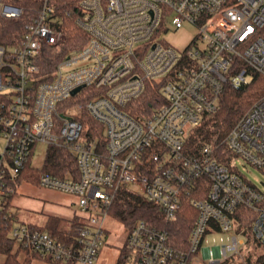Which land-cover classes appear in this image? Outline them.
I'll use <instances>...</instances> for the list:
<instances>
[{
    "label": "built area",
    "instance_id": "1",
    "mask_svg": "<svg viewBox=\"0 0 264 264\" xmlns=\"http://www.w3.org/2000/svg\"><path fill=\"white\" fill-rule=\"evenodd\" d=\"M23 16L22 8L0 0V19ZM69 24L85 33L83 48L67 50ZM187 24L198 35L184 51L162 39ZM258 76L264 77V0H44L23 35L0 44V135L6 140L0 228L13 251L51 264H95L107 221H116L110 209L120 191L153 203L169 222L204 182L208 196L190 199L197 217L187 248L139 220L127 230L117 264H264V193L240 169L264 168V96L221 145L197 154L185 148L191 130L220 110L228 87L240 91ZM148 82L162 83L166 103L134 118L126 108ZM90 119L103 125V139ZM40 143L47 146L45 159L51 147L77 159V179L42 172L37 184L77 197L78 223L66 241L18 221L8 205ZM246 209L256 213L249 225L243 224Z\"/></svg>",
    "mask_w": 264,
    "mask_h": 264
},
{
    "label": "trees",
    "instance_id": "2",
    "mask_svg": "<svg viewBox=\"0 0 264 264\" xmlns=\"http://www.w3.org/2000/svg\"><path fill=\"white\" fill-rule=\"evenodd\" d=\"M43 1L5 0L8 4L22 8L24 10V16L19 20L0 19V44H11L14 39L22 36L25 32V24L28 17L41 7ZM66 31L68 51L85 46L87 37L81 29L69 24ZM72 39H75V41H72ZM76 39L84 40L78 42ZM161 87L162 83L160 82H148L143 96L134 103L133 107H127L126 111L134 118L151 115L155 109L166 103V99L161 93ZM263 96L264 77L262 76H258L253 83L240 91L228 87L221 98L220 110L216 114L206 116L200 126L191 130L186 140V150L190 154H197L208 145H221L229 131L246 114L252 105ZM88 124L94 133L103 139V125L91 119L88 121ZM220 152L222 153V161L228 163L229 156L223 146L220 148ZM42 172L61 178H66L68 174H72L77 179V159L67 149L51 147L42 170L28 164L22 173L19 183L21 184L23 181H26L37 185ZM208 191L209 186L207 187L204 182H201L199 192L197 190L190 198H187L176 219L169 222L164 219L159 208L153 203L138 195L120 191L110 209V215L114 220L123 224L127 230H131L139 220L149 221L168 232L169 240L173 246L179 249H185L187 248L189 234L197 217V211L191 205L190 199H204L208 196ZM13 198L8 200V205L12 203ZM242 211L247 216L246 222H243V224L249 225L255 218L256 213L247 209ZM76 223H78L77 218L69 221L58 216H50L43 227H38L66 241L68 240L67 237H69L67 235L70 226ZM122 251L123 254L128 253L125 248ZM29 260L26 261V264L29 263ZM0 264H24L19 259L18 254L13 251V241L8 231L3 228H0Z\"/></svg>",
    "mask_w": 264,
    "mask_h": 264
},
{
    "label": "rangeland",
    "instance_id": "3",
    "mask_svg": "<svg viewBox=\"0 0 264 264\" xmlns=\"http://www.w3.org/2000/svg\"><path fill=\"white\" fill-rule=\"evenodd\" d=\"M198 35V30L193 25H185L182 29L175 31L174 29L165 34H163L162 39L170 43L172 46L178 48L180 51H184L189 47L192 41ZM6 147V140L3 136L0 135V154H2ZM47 152V146L43 143H40L36 146L33 158L32 166L36 168L42 167L45 156ZM244 176L252 184H254L259 190L264 193V168H257L252 166L241 167L240 168ZM24 184H22L23 186ZM133 188V186H130ZM51 215L50 213H45L44 215H37L34 211H29L27 209L21 208L17 213L18 221L25 223H35L44 225L47 217ZM106 227L108 229V234L104 237L105 247L114 249L119 254L121 247L127 239V229L118 221L108 220ZM212 238L219 239V235H215ZM212 238L210 241L212 242ZM258 252H263V249H259ZM25 255H20L19 259L26 264V261L29 259ZM97 262H95L96 264Z\"/></svg>",
    "mask_w": 264,
    "mask_h": 264
},
{
    "label": "crops",
    "instance_id": "4",
    "mask_svg": "<svg viewBox=\"0 0 264 264\" xmlns=\"http://www.w3.org/2000/svg\"><path fill=\"white\" fill-rule=\"evenodd\" d=\"M22 184L24 185L22 186ZM77 204L78 199L73 195L48 190L39 187L38 185L23 181L19 186L17 194L13 198L12 209L16 215L21 208L32 212L34 211L37 215L50 213L51 215L47 217L46 224L50 216H58L69 221L73 220L77 216ZM30 224L42 227L45 225L35 223ZM120 252L121 249L117 255V252L114 249L104 246L96 264H117ZM28 258L30 259L28 264H51L41 259L33 257Z\"/></svg>",
    "mask_w": 264,
    "mask_h": 264
},
{
    "label": "water",
    "instance_id": "5",
    "mask_svg": "<svg viewBox=\"0 0 264 264\" xmlns=\"http://www.w3.org/2000/svg\"><path fill=\"white\" fill-rule=\"evenodd\" d=\"M79 90H80V89L75 90L74 93H76V92L79 91Z\"/></svg>",
    "mask_w": 264,
    "mask_h": 264
}]
</instances>
